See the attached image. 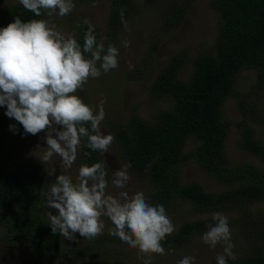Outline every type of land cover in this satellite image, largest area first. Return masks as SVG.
Instances as JSON below:
<instances>
[{
	"label": "trees",
	"instance_id": "trees-1",
	"mask_svg": "<svg viewBox=\"0 0 264 264\" xmlns=\"http://www.w3.org/2000/svg\"><path fill=\"white\" fill-rule=\"evenodd\" d=\"M108 1L107 28L114 34L123 25L121 10L125 21L134 13V0ZM155 1L145 0V3ZM188 6L189 3L170 4L162 20V30L172 32L178 28ZM211 6L220 17L213 47L194 59H190L185 50L173 55L149 87L150 99L167 100L170 105L157 113L154 123L132 114L125 124L112 125L110 131L119 151V162L130 164L128 169L150 185L152 191L148 199L151 200L148 202L151 205H163L166 213L185 204L191 205L197 213H234L239 232L249 242L253 253L243 259L227 261V264H264V212L250 210L252 205L264 203V173L251 164L229 166L224 152L229 129L222 116L224 102L232 96L243 70L255 73L259 96L264 91V0H212ZM46 15L42 10L41 16H35L18 0L3 8L0 28L17 16L27 22L43 19ZM88 26H77L76 40L81 47ZM188 62L192 63V71L183 80L179 72ZM239 108L243 110V104H239ZM6 110L0 107L1 244L31 248L40 260L37 264L62 261L97 264L100 239L113 241L116 238L100 235L97 237L100 239L88 240L80 247H63L58 233H52L41 203L40 193L51 184L46 170L38 163L14 166L1 156L8 143ZM19 127L20 132H24L20 124ZM189 139L196 141L198 146L194 151L185 152ZM86 144L87 139L82 138L81 165L102 162V153L92 151ZM239 147L264 165V149L248 124L241 125ZM85 152L89 155H84ZM189 161H195L226 188L210 193L198 182L183 183L181 167ZM206 224L207 221L201 220L184 222L162 242L164 249L186 246L195 234L204 231Z\"/></svg>",
	"mask_w": 264,
	"mask_h": 264
},
{
	"label": "rangeland",
	"instance_id": "rangeland-1",
	"mask_svg": "<svg viewBox=\"0 0 264 264\" xmlns=\"http://www.w3.org/2000/svg\"><path fill=\"white\" fill-rule=\"evenodd\" d=\"M18 0H0V20L4 7L15 4ZM212 0H156L152 4L145 3V0H134V13L127 19V28L124 24L111 34L107 28V21L110 11L108 0H97V6L93 7V0L78 2L73 0L75 5L72 12L64 17L54 15L46 20L50 25L55 24L57 30L77 38V26L86 24L87 20L94 27V35L98 42H103L105 49L108 45H114L118 51L119 65L116 69L103 73L99 78L89 79L82 91L78 95L83 102L99 110V105L103 100V108L106 113L105 119L101 122L100 128L105 135H112L110 127L112 125L125 124L132 114L138 115L147 123H154L156 115L161 110L166 109L170 103L164 100H152L149 97V87L156 75L167 65L173 55L185 50L190 59H194L198 54L210 50L213 47L220 26V17L211 6ZM188 4V11L182 23L174 31H163L162 20L164 14L169 9L170 4ZM88 25V24H86ZM129 46L125 47V42ZM99 67V62L97 64ZM131 66V69H130ZM192 71V63L188 62L179 72L181 79H187ZM256 76L251 70H243L237 80L232 96L228 97L222 108L223 121L228 126V137L225 141L224 152L230 167L243 164H251L258 167L264 173L263 163L251 153L239 147L241 125L248 124L254 130L255 138L260 140L264 149V91L259 96L258 89L255 88ZM243 104L244 109L239 108ZM7 117V116H6ZM10 125H15L18 132L9 130ZM6 132L8 143L1 151L4 160L9 161L14 166L38 163L46 170L51 183L55 181L57 175H70L73 180L78 175L81 166L80 150L77 159L70 169L63 166L60 157L54 155L50 162L44 163L41 157L46 151L45 134L43 132L36 136L20 132L19 123L7 117ZM198 144L193 139H189L184 147L185 152L194 151ZM102 161L109 171L107 191L113 196H118L121 191L128 192L129 196L137 192H142L148 201L152 189L145 181L139 180L138 176L127 170L129 180L124 189H118L112 184L114 171L123 169L124 164L120 163L119 151L111 144L107 154L102 153ZM85 165V164H83ZM55 170V175L52 174ZM181 180L183 183L192 181L198 182L206 192H220L226 187L217 180L209 176L195 161H189L181 167ZM48 188L40 193L42 207L46 199ZM260 209L264 212V203L255 204L250 207L251 212ZM53 214L56 211L51 210ZM220 213L228 220L231 230V243L234 245L233 253L235 259L227 258V261L239 260L249 257L253 249L240 234L237 227L234 213L227 211L197 213L194 208L185 204L179 209L167 213L171 218L175 231L187 221L201 220L207 221L202 233L195 234L190 242L171 253L165 249V255H153L151 264H178V261L185 256L195 258V264H215L216 257L223 252V245L218 244L215 248L202 242V235L208 230L209 225L215 224L212 219L214 214ZM105 229L102 235L109 234L111 222L105 217ZM3 231L0 226V233ZM173 233V234H174ZM172 234V235H173ZM61 239L63 247H80L86 240L75 234L74 240ZM115 237V236H113ZM111 240L98 242L100 247L95 260L97 264H144V260L138 258L137 249L125 245L117 237ZM37 254L31 248L20 244H1L0 242V264H37L39 262ZM56 264H90V261H62Z\"/></svg>",
	"mask_w": 264,
	"mask_h": 264
},
{
	"label": "clouds",
	"instance_id": "clouds-1",
	"mask_svg": "<svg viewBox=\"0 0 264 264\" xmlns=\"http://www.w3.org/2000/svg\"><path fill=\"white\" fill-rule=\"evenodd\" d=\"M19 3L37 17L42 10L49 17H64L75 7L73 0ZM95 6L97 0H93ZM120 15L127 28L123 10ZM85 23L89 26L83 47L73 35L62 33L55 24L43 19L25 22L17 16L0 28V107H6L5 115L17 121L24 134L36 136L43 132L47 147L41 160L48 163L56 155L66 169L76 161L82 138L87 139V148L103 154H107L114 140L100 128L106 116L104 101L96 111L76 93L84 89L89 79L116 69L119 51L111 44L105 49L104 43L97 41L94 27L87 20ZM124 46H129V42ZM9 130L18 132L15 125H10ZM130 167L125 164L123 169L114 171L112 184L116 188L126 187ZM107 175L103 161L81 165L75 181L70 175H57L44 202L51 231L68 240H74L77 233L86 240H94L103 234L102 218L106 217L112 225L109 234L137 249L144 264H151L153 255L166 254L162 242L174 233V224L165 207L151 205L142 192L132 196L126 191L118 196L109 194ZM212 219L215 224L208 226L201 239L212 248L222 244L223 252L216 257V264H227V258L235 259L228 220L220 213ZM172 251L169 249V253ZM178 264H195V258L185 256Z\"/></svg>",
	"mask_w": 264,
	"mask_h": 264
}]
</instances>
